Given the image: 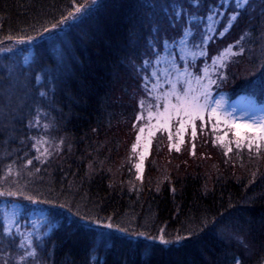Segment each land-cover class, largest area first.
<instances>
[{
    "label": "trees",
    "instance_id": "1",
    "mask_svg": "<svg viewBox=\"0 0 264 264\" xmlns=\"http://www.w3.org/2000/svg\"><path fill=\"white\" fill-rule=\"evenodd\" d=\"M207 1H210L208 5L217 2V0ZM71 2L72 0H0V48L13 47L14 51L10 53L15 58L9 60L8 52H0V77L7 74L9 69L7 66L15 65L16 72L23 69L18 64L17 56L21 54L22 45L25 43L17 44L15 40L8 41L5 37L35 35L36 31L42 30L47 20L65 10ZM134 3L135 0H109V6L102 14L109 28L104 41L83 39L80 29L67 28L63 33L54 34L52 38L45 34L43 39H36L34 44L38 55L36 63L32 66L33 72L40 71L47 64L59 65L63 61H68L70 55L78 61L75 65L77 74L93 83L95 94L87 103L73 104L70 108H64L65 119L59 123L58 131L62 138L70 143L71 149L66 150L64 156L56 155L43 164L33 160L35 169L30 172V176L28 175L30 179L15 181L12 177H8L6 171L8 164L20 171L27 169L26 159L36 155L35 149L32 150L30 147L32 142L25 139L24 143L28 145L22 146L19 133L15 137L0 134V186H8L15 182V185L26 191L40 192L45 196L59 195L62 202L68 200L79 204L81 208L88 205V209L94 214L112 216L129 228L157 237L163 234L165 239L169 240H173L177 235H185L186 229L195 227L206 215L215 216L228 226H239L244 229L259 228L253 230L251 237L247 236V240L250 239L253 245L258 246V250L255 249L254 253H251L248 247L250 252L242 254L240 248L243 244L238 242H234L227 250V259L232 261V264L237 258L241 259L242 264H258L264 251L261 244L264 242V224H262L264 168L253 165V168L243 171L241 165H227L220 149L218 151L221 152L219 153L221 160L216 170H213L212 166L209 171L200 168L197 165L199 163L192 162L185 157L186 154L184 160L174 161L176 165H172L170 171L165 167L162 177L159 176L155 166L148 165L149 163L142 180L134 177L132 172L134 165H122V163L117 165L121 143L114 132L118 116L123 114L125 108L119 106L116 108L114 104L112 109V106L109 108V104H106L109 115L105 116L99 111H103L105 100H109L107 99L109 87L105 82L111 81L113 65L119 56L123 55L122 52H115L114 48L126 46L128 42L127 12L128 7ZM158 14L163 15L162 12ZM235 27V38L238 40L244 36L241 44L245 46L244 54L239 57L242 59H237L236 63L239 65L245 60L250 61L249 68L252 70L264 60V41L259 36V21H249L247 27L238 23ZM256 36H259L257 41L254 40ZM140 37H142L141 44L144 45L147 30L141 31ZM54 44H58L61 50L57 51L56 47H52ZM118 73V80L121 81L122 75L124 76L126 85L121 83V87L128 89V96L133 99L132 107L137 101L134 89L138 78L123 68L118 69ZM230 76L231 80L228 82H232L231 71L228 78ZM236 76L242 77V73L241 75L236 73ZM257 77H260L259 73L248 76L250 80ZM31 78L33 79V73ZM238 84L242 85L243 80ZM64 100V103H68L67 99ZM127 110L129 114L131 108ZM127 127L130 132L128 143H131L135 131L131 114L128 117ZM41 130L40 127L33 128L27 132V135L36 136ZM195 140H199V144L205 146L207 152H214L211 150L212 141L209 137L206 139L199 136ZM233 158L236 162L249 165L248 159L244 158L243 154L240 159L235 154ZM185 165L191 167L187 168ZM90 166L95 169L94 174L90 173ZM37 168L40 169L39 172L36 171ZM173 188L175 191H172ZM116 236L120 237L121 234L116 233ZM49 237L57 245L53 255L55 264H104L105 260L112 264L113 261L124 257L130 264H207L209 260L225 259L226 251L214 238L207 242L206 247L209 251L201 254L199 247H181L180 244H175L166 248L157 243L158 239L154 242L144 237L128 236L113 241L111 249L107 252L101 246L98 252L90 254L91 234L85 230L70 231L66 223L59 224L44 239L47 240ZM255 237L257 240L254 243ZM129 244L132 250H129ZM4 250L0 243V253ZM93 255L96 256L95 260Z\"/></svg>",
    "mask_w": 264,
    "mask_h": 264
},
{
    "label": "snow or ice",
    "instance_id": "2",
    "mask_svg": "<svg viewBox=\"0 0 264 264\" xmlns=\"http://www.w3.org/2000/svg\"><path fill=\"white\" fill-rule=\"evenodd\" d=\"M187 5V6H186ZM207 5V0H135V3L128 7L127 12V45L114 48L117 53L122 52L116 63L113 65V76L111 81L105 83L109 90L115 86L119 79L118 69L123 68L126 72L139 77L151 96L153 91L160 86V74L152 67V60L155 58L157 65L161 62V45L164 52L170 54L169 63L175 75L165 73L164 83L170 85V90L156 95V103L148 110L147 119L156 123H140L137 125L135 143L131 145L133 153L138 152V162L134 164L135 177L142 180L144 160L148 155L151 137L156 131L167 133L170 142L169 147L180 151V145L185 142V133L190 131V140L194 141L197 137V129L203 130L206 124L211 125V130L215 133L220 123L229 124L231 129H235V147L239 150L246 141L249 151L255 145L257 153L260 151L261 143L264 142V116L253 123H236L235 118L222 120V109L224 107V96L219 93L228 79V64L224 62L222 55H209L208 45L214 36H223L233 23H239L245 16L249 21L258 20L260 24V39L264 41V0H217L216 3L207 5L204 11L201 8ZM107 3H100V0H72L65 10L53 15L42 26V30L36 31L35 35L13 37L7 35L8 41L17 44L32 43L36 39H43L45 34L52 38L56 33H63L67 29H80L83 39L104 41L108 34V25L103 20V12L108 8ZM162 12L163 16L158 15ZM226 24L219 28L221 22ZM87 29V30H84ZM172 30L175 37L169 35ZM147 30L146 46L141 44L140 33ZM244 36L235 41L238 46L234 56H242L245 52L241 41ZM107 42V41H105ZM179 48L183 61V67L176 62V57L171 53V49ZM233 45H229L224 51H230ZM14 48L9 46L0 48V52H12ZM192 57L191 64L188 56ZM197 57L200 62H197ZM27 59V58H26ZM211 59L215 69L211 72L208 61ZM137 61H140L137 63ZM77 60L69 55L68 61L61 64H47L43 70L45 72L46 91H36L32 85L29 74L23 69L17 70L13 74V69L9 68L6 75L0 77V134L15 137L19 133L20 143L23 145L25 139L31 141V147L40 153L37 144L40 140L36 136H29L27 132L39 127V116L41 112L48 117V122L43 124V129L56 128L64 119L65 107L73 104L87 103L95 94L93 83L87 78L79 76L75 70ZM149 68L151 72L149 73ZM191 69V70H190ZM259 73L261 84H264V60L258 67H253L250 74L255 76ZM37 83L41 81L39 74L35 75ZM152 88L148 89L151 81ZM195 80L197 87H192ZM99 86V85H97ZM107 95V94H106ZM216 95H220L217 99ZM68 103H63V99ZM140 112L134 117L135 121H144V100L138 102ZM154 109V110H153ZM35 112V115H33ZM56 113L57 115H51ZM229 117L231 114H227ZM59 117V119L57 118ZM148 127L147 138L145 137V127ZM246 128L251 132V136H242L240 129ZM224 136H216L212 142H224ZM143 141V143H141ZM49 148H45L40 155L26 159L28 165L33 164V160L45 163L40 160V156H51L53 153L59 155L60 146L64 144V139L58 142L53 138L46 140ZM227 151L232 148L225 145ZM193 150L195 144L191 145ZM142 148V150H140ZM51 149V151L49 150ZM193 151V155H194ZM227 155V152L225 153ZM19 158V157H18ZM40 171L39 168L36 169ZM90 173L94 174L95 169L90 166ZM172 191H175L173 188ZM0 199L6 203H11L13 212L11 216L7 212L4 214L2 233L0 239L7 241L9 245L14 244L16 236L21 237L19 248L24 249L22 254L12 255V251L6 248L0 253L2 264H55L53 259L56 243L49 239H44L45 232L41 227L45 219L66 222L68 229L87 230L92 236V245L89 249L90 254L98 252L101 246L105 252L111 249L112 242L122 237H144V239L156 241L167 247L180 244L181 247H199L201 254H206L209 249L207 242L213 238L221 243L225 248V259L209 260L207 264H232L227 259V250L234 242L243 244L245 248L250 247L247 242L246 231L243 227L225 225L223 220H218L215 216H204L198 224L186 229L185 235H177L173 240L165 239L161 234L159 237L146 235L145 232L129 228L118 222L112 216H100L88 209V205L83 208L79 204L61 201L59 195L26 191L13 185L0 186ZM35 207L29 208L24 202ZM29 213L37 215L38 218L32 221L33 227L21 230V220H27L19 213ZM67 213V215H64ZM221 216L223 214H220ZM264 224V220H262ZM51 227V224L49 225ZM250 230V229H249ZM163 232V230H161ZM116 233L121 234L120 237ZM51 243V247L49 244ZM63 242L61 241V244ZM129 250L131 246L129 244ZM96 256L93 255V260ZM104 264H109L107 260ZM112 264H130L124 257L113 261ZM234 264H242L241 259L237 258Z\"/></svg>",
    "mask_w": 264,
    "mask_h": 264
},
{
    "label": "rangeland",
    "instance_id": "3",
    "mask_svg": "<svg viewBox=\"0 0 264 264\" xmlns=\"http://www.w3.org/2000/svg\"><path fill=\"white\" fill-rule=\"evenodd\" d=\"M104 2L108 4L109 0H100V3H104ZM208 2H210V1H207V5H208ZM201 11H202V8H201ZM158 15H160V14H158ZM246 19H247V16H245L239 23L244 25L245 27H247V23L249 21L248 20L246 21ZM225 20H226V18H225ZM225 20H223L222 22H224ZM237 24L238 23H236V22L233 23V25H234V27L232 29L233 36L236 35L235 25H237ZM259 36L254 37V40L257 41V37H259ZM140 38H142V37H140ZM146 39H147V37L145 38V41H146ZM35 41L32 43L26 42L24 45H22V48L20 47L22 52H21V54H19V56H17V61H18L19 66L21 68L25 69V72L29 74L30 78H31V75L33 73V79L31 78V83L35 87V90L37 92L41 91V90L46 91L47 89L44 87L46 84L44 76L42 74H39L40 73L39 71L33 72L32 66H31L32 63H30L34 57V49H37L36 46L32 47V44L35 43ZM232 45H233V47L230 51L225 52L224 51L225 49H224L220 53V55H222L224 58V62L228 64V68H227L226 72L231 71V74H232V82H228L231 80V76H230V78H228L225 81V83L222 87V88H227L228 90L234 89L235 88L234 85L241 82V80H243V81L247 80L248 76L250 75V70H251L249 68V67H251L250 61L245 60L244 62H241V63H239V65H237L236 60L237 59L241 60L242 58H239L240 56H234L233 55V52L237 51L238 46L235 45V43ZM57 46L58 45L54 44L52 47H57ZM30 48L33 50H31ZM244 48H245V46H244ZM18 53H20V52H18ZM8 54L10 55L9 60H13L14 55L11 54L10 52H8ZM2 58H4V57H2ZM170 58H171L170 56L166 57L165 59L162 60V62L159 65L157 72L160 74V86L153 91V94L155 96L164 92V91L170 90V85L165 84L163 82L164 77H165V73H171L172 78H174V75H175V73L171 69V65L169 63ZM188 60H192V57L190 55L188 56ZM15 64H16V61H15ZM1 65L4 66L2 63H1ZM2 66H1V68H2ZM230 66H232V68H230ZM208 67H209V70L211 72L215 71L212 64H210ZM7 68L13 69V74H16L15 65H14V67L7 66ZM229 72L227 73V76H229ZM236 73H238L240 75L242 73V77L240 76L239 78H237ZM37 74H39L41 76V81L39 83H37L35 80V75H37ZM123 78H124V76L122 75V78H121L122 80L121 81L118 80L117 85H115L111 89V91L108 88V90H107L108 98L107 99H109V100H105V104L102 106L103 111L101 110V111H99V113L102 112L101 114L108 116L109 115V108L112 106V109H113L114 104H115L116 108H118V106L121 107L122 109L125 108L126 112L124 111L123 114L121 113L118 116L117 126L115 127V132H114L115 135H117V138L119 137L120 143H121V145H120L121 151L119 152L120 158H119V161L117 160V165H119L120 163H122V165H134L136 162H138V152L133 153L130 146L127 147V145H131L130 143H128L130 132H129V128L127 127V121H128V117L130 114H131V116H133V119H134L136 113L139 112L140 109H139V105L136 104L135 102H134L135 104H132V107H131V103H133L132 102L133 99H132V97L128 96V89L124 88V86L121 87V83H123L122 85H126V82ZM251 84H261L260 77H258L255 82H253V80H251ZM261 85L264 87L263 84H261ZM192 87L193 88L197 87L195 80H193V82H192ZM151 88H152V86H151ZM122 90H124V92ZM223 96H224L225 102H224V107L221 110L222 111V120L225 118H227L229 120H231L232 118H235L236 123L243 124V123H253L254 121L259 120V118L261 116H264V111L258 112L254 108V105L251 104L250 102L246 101V100H242V101L236 103L235 106H232L230 108V106H228V104H229L228 97L225 95H223ZM263 96H264V94H263ZM146 98H147V96H146ZM146 98H144V96H143V98L139 99V100H141V99L144 100L145 108L143 111H144L145 117H147L148 112L146 110H147V107L149 105V102ZM62 99H63V103H64L65 100H64V98H62ZM139 100L137 99V101H139ZM106 104H109V108H107L105 106ZM128 108H131V112L129 114H127V111H129V110H127ZM229 113L231 114L230 117L227 115ZM33 114H35V112H33ZM51 115H57V114L52 113ZM46 118H48V117H46L44 115V112L42 111L40 116H39V122H40L39 127L42 130L36 135L37 139L40 140V143L37 144V147L40 149V153H43L45 148H49V144L47 142H45L46 140H52L53 138H55V140L58 142V140L60 138H62V135L58 131V126L56 128H50L48 130L43 129V124L48 122V120ZM64 119H65V116H64ZM146 120H147V123H152V124L156 123L155 119H153L152 121H148V119L146 118ZM206 125H207V127H205L203 130H201V129L198 130L197 137L201 136L202 138H206V139L209 137V139L211 141H213V140H215L216 136H224L225 133H227L226 138H225L223 143H221L220 141H216L215 143L210 142V147L212 146L211 150L214 151L213 153L207 152L204 149L205 146L199 144V140L198 141L190 140L189 139L190 131L185 133V142L180 145V151L179 152H177L175 148L169 147L170 142L167 139V133L166 132L161 131L162 134L160 136L158 135V137H157L156 134L160 131H156L155 135L151 137V143L149 145L148 155H146L145 160H144V169H143L142 175H144V172L146 171L147 163H149L148 165H154L155 166L154 168L159 173V176L162 177L164 168L166 167L167 170L170 171L173 168L172 165H174V166L176 165V162H174V161L175 160H178V161L184 160L185 154L187 155L185 157H188L189 159H191L192 162L196 161V163L198 162L199 164H201V165L197 164L200 168L209 171L211 169V166H212L213 170H216L218 168V166L220 165V164H218V162L221 160V154H219V153H221V152H219L220 150L222 151V155H223L222 158H224L226 160L227 165H234V166L241 165V169L243 171L248 169V168H253V165H258V166L262 167V169L264 168V142L261 143L259 153H257L255 145L253 146L252 150L249 151V149L246 146V141L243 143V146L239 150H237L235 147V140H236V137L234 135L235 129H231L229 124L220 123L218 125V129L215 133L212 132L210 124H206ZM227 127H228V129H227ZM240 132H241L242 136H249V137L251 136V132L249 129L241 128ZM147 133H148V127L146 126L145 127V134H144L146 138H147ZM31 136H35V135H31ZM63 139H64V144L60 146L59 156H64V152L66 150L71 149L70 143L67 142L65 138H63ZM163 139H165V141ZM187 140H188V143H187ZM160 142H162V143H160ZM141 143H143V141ZM193 143L195 144L194 150L191 147V145ZM27 145L28 144L23 143L22 146H27ZM183 145H185V146H183ZM225 145H229L232 148V151L228 152L227 147ZM31 149L34 150V148H32V147H31ZM49 150L51 151V149H49ZM140 150H142V148ZM35 151H36V149L34 150V152ZM193 151L195 153L194 155H193ZM34 152H33V155L35 154ZM226 152H227V155H225ZM40 153H37V151H36L35 156L40 155ZM181 153H184V154H181ZM234 154L239 159H240L241 155L243 154V157L248 159L249 165H243V163H241V162H236L235 159L233 158ZM54 156L56 157L55 153H53V155H51V156H40V160L47 161L51 157H54ZM130 159H134V160L131 161ZM130 161H131V163H130ZM38 162H40V161H38ZM39 164H43V163L40 162ZM36 166L39 167L40 165H36ZM185 166H187V168H188V166L191 167V165H185ZM26 168H27L26 170L20 171V170H17L16 167H14V166L11 167V165L8 164V168H7L8 170L6 171V174L9 175L8 177H12V180H15V181H20V180L22 181L24 179L26 180L27 178H29L30 172L33 171V169H35V165H33V164L28 165V166H26ZM132 172H134V177H135V167H134V170ZM11 183H12V181H11ZM11 185L18 187L17 184L15 185V182H13ZM19 185H20V183H19ZM24 204L27 205L29 208L35 207L33 205H29L26 201L24 202ZM5 212H7L9 214V216H11V213L13 212L12 205L10 202L6 203L4 200L0 199V233H2V226H3ZM19 215L24 217L27 220V223H25L24 220H21V230L22 231L32 228L33 227L32 221L36 220L38 218V214L34 216L32 214H29V213H24L23 211H21L19 213ZM64 215H67V213H64ZM55 222L59 223V224L66 223L65 221H63L61 219L54 220V221L45 219L43 225L40 226L41 230L45 232L44 238L49 236L52 233L54 225L56 224ZM50 224H51V227H49ZM261 228H263V227H261ZM254 229L257 230L259 228H245L246 236L251 237V234L254 233V231H253ZM85 231H87V230L85 229ZM258 238L260 239L259 235H258ZM20 239H21V237L19 235H17L14 244L9 245V243L7 241H4L2 239H0V243L2 244V247L4 249L10 247V249L12 251V255L15 256L17 254V252L19 254H22L24 251V249L18 247V245L20 243ZM256 240H257V238L255 237L254 243ZM247 242H250V239L247 240ZM157 243H160L159 240L157 241ZM261 244H263V247H264V242ZM161 246L166 247L164 245H161ZM172 246H174V245H172ZM102 248H103V250H105L103 246H102ZM255 249L258 250V246H255L250 242L251 253H254ZM240 251L242 254L250 252L248 250V248H245L244 246H242L240 248ZM260 257L262 259H261V261L258 262V264H264V251L262 252ZM0 264H2V260H0Z\"/></svg>",
    "mask_w": 264,
    "mask_h": 264
},
{
    "label": "bare ground",
    "instance_id": "4",
    "mask_svg": "<svg viewBox=\"0 0 264 264\" xmlns=\"http://www.w3.org/2000/svg\"><path fill=\"white\" fill-rule=\"evenodd\" d=\"M228 72H229V71H228ZM228 72H227V73H228Z\"/></svg>",
    "mask_w": 264,
    "mask_h": 264
}]
</instances>
